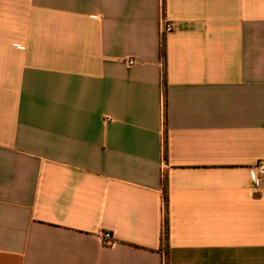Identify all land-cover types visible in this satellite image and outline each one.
Listing matches in <instances>:
<instances>
[{
  "label": "crops",
  "instance_id": "obj_1",
  "mask_svg": "<svg viewBox=\"0 0 264 264\" xmlns=\"http://www.w3.org/2000/svg\"><path fill=\"white\" fill-rule=\"evenodd\" d=\"M261 161L264 0H0V264H264Z\"/></svg>",
  "mask_w": 264,
  "mask_h": 264
},
{
  "label": "built area",
  "instance_id": "obj_2",
  "mask_svg": "<svg viewBox=\"0 0 264 264\" xmlns=\"http://www.w3.org/2000/svg\"><path fill=\"white\" fill-rule=\"evenodd\" d=\"M172 31V26L170 23L165 22L162 27L163 33H170ZM134 61L129 60L127 62L128 65H133ZM251 177L254 181L260 182L262 179H264V161L258 162L252 169H251ZM103 241L106 244L111 243V236L109 233L103 234Z\"/></svg>",
  "mask_w": 264,
  "mask_h": 264
},
{
  "label": "trees",
  "instance_id": "obj_3",
  "mask_svg": "<svg viewBox=\"0 0 264 264\" xmlns=\"http://www.w3.org/2000/svg\"><path fill=\"white\" fill-rule=\"evenodd\" d=\"M166 182L164 181V193H165V197H164V203H165V208L167 205V196H166ZM167 216H165V222H164V233H163V240L165 245H167V241H168V225H167Z\"/></svg>",
  "mask_w": 264,
  "mask_h": 264
}]
</instances>
